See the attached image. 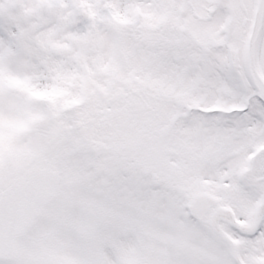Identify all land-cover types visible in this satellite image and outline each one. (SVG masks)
Instances as JSON below:
<instances>
[{"label":"snow or ice","instance_id":"obj_1","mask_svg":"<svg viewBox=\"0 0 264 264\" xmlns=\"http://www.w3.org/2000/svg\"><path fill=\"white\" fill-rule=\"evenodd\" d=\"M0 264H264V0H0Z\"/></svg>","mask_w":264,"mask_h":264}]
</instances>
